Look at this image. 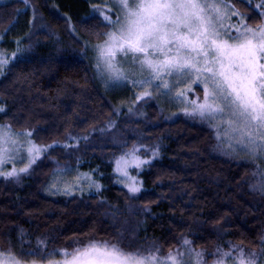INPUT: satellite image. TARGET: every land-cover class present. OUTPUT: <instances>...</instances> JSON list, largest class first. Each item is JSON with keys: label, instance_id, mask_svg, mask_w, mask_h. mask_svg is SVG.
Here are the masks:
<instances>
[{"label": "trees", "instance_id": "trees-1", "mask_svg": "<svg viewBox=\"0 0 264 264\" xmlns=\"http://www.w3.org/2000/svg\"><path fill=\"white\" fill-rule=\"evenodd\" d=\"M28 1L43 26L32 36L30 15L28 27L22 17V1L0 6L2 48L14 41L13 50L18 40L24 48L0 76V105L5 109L0 124L17 133L31 131L33 142L47 150L31 176L0 179V250L11 248L37 261L90 239H119L145 252L159 248L160 254L175 251L187 239L208 259L228 244L259 250L264 194L252 187L256 165L219 152L213 132L195 121L166 120L155 105L148 106L146 113L159 123L148 130L157 156L133 172L141 183L137 194L118 184L115 163L122 150L111 136L119 127L107 131L118 109L84 54L86 43L103 42L97 35L110 25L90 14L89 0H75L78 9L67 0ZM228 1L250 23H261L255 10L259 0ZM75 138L79 146L67 149L65 144ZM68 166L91 174L100 190L46 193L53 174Z\"/></svg>", "mask_w": 264, "mask_h": 264}, {"label": "snow or ice", "instance_id": "snow-or-ice-1", "mask_svg": "<svg viewBox=\"0 0 264 264\" xmlns=\"http://www.w3.org/2000/svg\"><path fill=\"white\" fill-rule=\"evenodd\" d=\"M114 6L118 9L115 20L100 12L111 30L98 34L97 39L103 42L93 46L98 53L96 67L100 75L106 82L142 89L136 100L154 93L165 97L175 93L180 98L184 96L178 90L181 85H187L189 91L191 83L200 85L202 100H189L191 109L185 107V115L207 120L215 127L221 144H227L229 154L253 162L256 167L252 176L259 180L252 187L264 194V168L257 163L264 161V23L250 26L225 0H115ZM255 7L264 16V0ZM111 11L112 7H108V13ZM231 17L238 18L236 23L231 22ZM15 56L12 53V58ZM8 63L9 57L0 52V74ZM4 110L0 107V112ZM31 137V131L13 133L9 126H0V168L6 163V154L12 151L6 145H17L18 152L20 140L24 139L29 159L20 172H27L45 151ZM133 158L138 159L134 153ZM140 163L147 161L137 162L136 167ZM117 165L120 170V161ZM18 175L15 167L8 172L0 170L5 179ZM52 187L61 191L55 183ZM126 187L133 194L140 190L134 180ZM70 193L71 188L65 186L63 194ZM191 245L184 239L182 252L176 249L158 255L159 248L145 252L125 246L119 239H90L71 252L61 250L60 260L52 259L50 254L47 260L38 262L18 256L11 248L0 250V264H206L204 253ZM260 247L264 255V238ZM216 251L218 259L214 264L259 261L256 252L245 253L242 248L229 246L228 251H223L218 247Z\"/></svg>", "mask_w": 264, "mask_h": 264}, {"label": "rangeland", "instance_id": "rangeland-1", "mask_svg": "<svg viewBox=\"0 0 264 264\" xmlns=\"http://www.w3.org/2000/svg\"><path fill=\"white\" fill-rule=\"evenodd\" d=\"M13 1H22L25 4V9L22 10V14H23L22 17H24L25 19L24 23L25 24L27 23L28 24L27 27H28L29 26L28 18L30 15L31 17L30 22L32 23V25L30 26L29 34L31 36L34 35L36 30L41 26L40 18L35 13V9L33 8V6L28 0L26 3H25V0H0V6L11 3ZM67 1L68 3L72 4L74 8L76 9L79 8V4L77 1L75 0H67ZM245 1L255 2V0H245ZM88 2L90 6L91 15L96 14V15H99L103 19V16L100 15V12L104 11L107 14L111 15L113 20H115L116 15L118 13V9L114 6L115 0H89ZM225 2H229L234 5L235 9L239 11L245 17V23L253 27L257 26L248 21V16L243 14L239 10V8L236 6V4L228 0H225ZM258 3L259 2H257L256 4ZM108 7H112V11L110 13H108ZM59 10L60 9H58V11ZM255 10L258 13L260 12V10L256 9V7H255ZM237 19H238L237 17H231V22L236 23ZM105 22L108 24L107 21ZM261 23H264V16H261ZM41 27L43 28V26ZM22 29L23 27H18V31ZM70 29L71 31L74 32L71 24H70ZM110 30H111V25H110L109 31ZM2 38L3 37L0 38V52H3L6 56L9 57V63H10L11 61L15 60L20 55V53L22 52L24 48L20 47V43H19L20 51H17L18 46L16 42V46L12 50L11 47L13 46V44L15 45V42L12 41V44L11 42L4 43V46H3L4 49H3L2 48V44H3ZM18 41L20 42V40ZM85 45H87V47H85ZM85 45H84V54H85L86 59L88 60V63L90 64L93 70V73L95 75V78L98 84L101 86L103 91L108 94L114 108L118 109L116 111L117 119H115L114 122L107 127V131H113L119 127L118 129L114 131L111 138L112 140H115V145L122 150V154L118 157L115 163V173L117 176L118 184L121 187L128 190L126 185L131 183L134 180L137 184V187L141 189V183L135 176H133V172L138 173L157 156L158 146L154 145L153 147V145L150 144L148 130H151V128H153L155 125L159 123L158 121L151 119V117L145 111L146 108L151 105H155L156 108L159 110V114L161 115V117L165 118L166 120H175L179 117H185L188 120L195 121L200 126L208 128L209 130L213 132L214 138L217 142L218 151L226 155L234 156V155L229 154V149H228L227 144H221V141L217 138L216 129L212 124H210L207 120H201L199 117L188 116V115H185L184 113L185 107H188L189 110L191 109V105L188 103L189 100L191 101H197L198 99L202 100L203 88L200 85H198L197 83H191L190 91L188 90L187 85H181V88L178 90L183 91L184 96L180 98H177L175 93H173L171 96H168V97L161 96V95L154 93L152 96H145L141 100H136V96L139 95V93L143 90L140 89L139 87L134 88L131 84H125L122 82L120 83L106 82V80L100 75L96 67V63H97L96 57L98 53L94 50V47H93L94 45H90L87 43ZM14 52L16 53V56L15 58H12V53ZM9 63L7 64V66L9 65ZM7 66L5 67L3 73L5 72ZM2 74H0V76ZM135 78L139 79L140 77L139 75H137ZM0 107L2 106L0 105ZM129 109H131V111ZM0 126H5V125L0 124ZM12 132L17 133V132H14L13 130ZM104 132H106V130ZM87 139L88 138H85V140ZM71 140H72V143L70 142V143L65 144V147L67 149L69 148L71 149V147L76 148L79 146V142H80L79 138H75ZM20 145H22V147L20 148V151L18 152L15 150L16 147H18L17 145H11V144L6 145V147H8L9 149H12V151L6 154V163L3 165L2 168H0V170L8 172V171H11L13 167H15L17 172L19 173L17 177H9V178H19L20 176H25V175L31 176L30 173L32 172L34 165L37 163V161H40L42 159L44 152L47 150V148L35 144L37 147L45 149V151H43L40 154L39 158L36 160L34 164H32L28 168L27 172H20V169L24 168L27 165V162L29 159L28 153H27L28 145L26 144V141L24 139H21ZM153 152H156L155 156H153ZM133 153H134V156L138 159L133 158ZM7 157H11V159H8ZM242 158H247V157H242ZM117 161H120V166H119L120 170H118ZM142 161H147V163H140V166L136 167L137 162H142ZM257 163L260 165L261 168H264V161H258ZM124 172H127L128 175L127 176L123 175ZM2 178H4V176H0V179ZM255 178L257 181L259 180V177H255ZM54 183L56 184V187H58L61 191L57 192L56 188L52 187ZM97 185L99 186V184L93 179L91 174L84 173L77 167L68 166V168H64V169L61 168L60 170L58 169V171H56L53 174V177L51 178L49 184L46 186L45 191L46 193H49V194L65 195L63 194V189L65 188V186H68L71 188V193L68 195H72L75 193L90 194L93 192H98V190H100V186L99 188H97ZM262 238H264V235ZM182 245L180 248H178L181 250V252L183 251ZM229 246L242 248L245 251V253L256 252L259 256L258 264H264V255L261 254V247L259 250L250 251L243 247L236 246L234 244H228L227 248H221V249L223 251H228ZM191 247L195 251L203 252L201 250H197L196 248H194L193 245H191ZM60 253L61 251L51 258L55 260L62 259V256ZM203 253H204V260L206 261V264H214V261L218 259L217 251L212 255L211 257L212 259H208L209 255L206 254V252H203ZM233 254L235 255V253ZM158 255H167V254L158 253ZM229 264H231L230 261H229Z\"/></svg>", "mask_w": 264, "mask_h": 264}]
</instances>
